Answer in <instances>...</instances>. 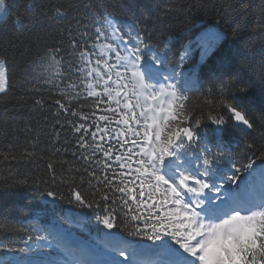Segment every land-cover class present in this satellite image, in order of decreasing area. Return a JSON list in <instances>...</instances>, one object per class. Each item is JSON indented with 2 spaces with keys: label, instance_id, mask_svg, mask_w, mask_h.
Instances as JSON below:
<instances>
[{
  "label": "snow or ice",
  "instance_id": "obj_1",
  "mask_svg": "<svg viewBox=\"0 0 264 264\" xmlns=\"http://www.w3.org/2000/svg\"><path fill=\"white\" fill-rule=\"evenodd\" d=\"M8 11L7 0H0V16L6 17ZM55 13L63 16L65 11L56 7ZM101 19L94 33L74 36L69 30L68 47L79 61L69 64L72 76L62 71L63 41L47 49L41 77L44 85L51 86L47 90L52 95L34 99V104L42 106L50 99L56 106L46 162L50 181L43 183L68 184L67 203L95 206L97 223L108 231L101 241L103 250L85 260L64 241L61 229L42 228L47 235L37 239L47 243L37 247L59 248L65 259L40 264H264V193L254 199L239 190L240 183H246L241 180L244 173L259 174L264 188V143L258 148L255 139L246 140L239 166L233 161L228 172L220 168L228 126L241 131L255 127L241 101L232 95L233 89L246 94L248 86L238 77L218 79L207 94L195 98L203 106L196 115L193 89L187 82L180 86L188 49L162 71L159 66L167 62L138 31L125 30L110 14ZM13 23H21L19 16ZM219 39L218 33L206 34L199 44L207 52ZM8 87L7 58L0 55V94L6 95ZM206 124L215 126V151L199 131ZM65 125L73 133L71 161L57 159L58 153L68 151L56 146ZM259 136L264 142V131ZM14 149L13 144L0 149V159L36 158L35 151ZM28 182L24 178L16 185ZM228 184L237 188H226ZM43 195L52 201L65 199L52 189ZM64 222L72 223L68 218ZM122 231L151 241L154 258L142 260L143 246L124 240ZM24 243L21 253L31 249L28 241ZM13 251L0 243V253ZM0 264L26 262L4 256Z\"/></svg>",
  "mask_w": 264,
  "mask_h": 264
},
{
  "label": "trees",
  "instance_id": "obj_2",
  "mask_svg": "<svg viewBox=\"0 0 264 264\" xmlns=\"http://www.w3.org/2000/svg\"><path fill=\"white\" fill-rule=\"evenodd\" d=\"M7 3L8 14L0 19V55L7 58L9 76L7 94L0 95V149L13 144L17 153L24 149L35 151L36 158L0 159V243L15 249L11 253H0V259L10 256L27 264L44 258L48 249L37 245H45L47 241L37 237L46 236L40 229L49 227L103 248L101 241L108 230L95 219L98 209L68 204V184L59 180L55 185L43 183L50 181L46 162L54 137L52 113L56 106L50 99L36 106L34 99L52 95L47 90L51 86L44 85L41 77L42 57L49 47L61 46L63 41L62 71L73 75L69 64L75 66L79 61L68 47L69 30L74 36L79 32L94 33L103 23L101 17L110 14L125 30L131 27L138 31L153 51L161 55L167 62L159 66L162 71L169 70L187 48L180 86L187 82L193 89L190 95L194 97L196 115L203 106L195 98L207 94L218 79L238 77L247 85L246 94L233 89L232 95L241 101L255 127L241 131L231 124L228 126L223 134L225 156L220 164L224 172L230 170L233 161L239 166L246 140L255 139L258 148L264 143L259 136V132L264 131V0H7ZM56 7H61L65 14L57 16ZM17 16L21 23L14 24ZM216 33L220 34V39L205 52L199 38ZM33 86L40 91H35ZM214 127L206 124L199 131L209 139L215 151ZM55 128L60 126L55 125ZM73 143V133L65 125L56 146L68 151L58 153V160H73ZM57 172H60L59 165ZM248 177L244 173L241 180ZM24 178L28 184L17 186L16 181ZM249 178L258 180L257 190L264 193L259 174ZM46 189L57 191L65 199L52 201L43 195ZM64 218L72 223H65ZM120 234L124 240L139 246L151 245V241L128 236L124 231ZM25 241L31 249L21 253L19 249L25 247Z\"/></svg>",
  "mask_w": 264,
  "mask_h": 264
},
{
  "label": "rangeland",
  "instance_id": "obj_3",
  "mask_svg": "<svg viewBox=\"0 0 264 264\" xmlns=\"http://www.w3.org/2000/svg\"><path fill=\"white\" fill-rule=\"evenodd\" d=\"M5 17L4 16H0V19H4ZM8 72V71H7ZM1 95V94H0ZM243 181H246V183H243V185H242V188L244 189H246V188H248V190H249V193L250 194H252V195H255L254 194V186L253 185H251L250 184V182L247 180V179H244ZM255 185V184H254ZM242 189V190H243ZM252 195H250V197L249 198H251L252 197ZM255 199H258L257 197H255ZM114 254V253H113ZM84 256L85 257H88V258H94L95 256H96V253H94V252H92V251H86V253L84 254ZM35 264H38V263H35Z\"/></svg>",
  "mask_w": 264,
  "mask_h": 264
},
{
  "label": "bare ground",
  "instance_id": "obj_4",
  "mask_svg": "<svg viewBox=\"0 0 264 264\" xmlns=\"http://www.w3.org/2000/svg\"><path fill=\"white\" fill-rule=\"evenodd\" d=\"M72 243L68 244V245H71Z\"/></svg>",
  "mask_w": 264,
  "mask_h": 264
}]
</instances>
